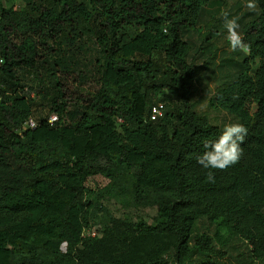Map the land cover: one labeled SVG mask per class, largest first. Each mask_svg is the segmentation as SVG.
Here are the masks:
<instances>
[{
    "label": "trees",
    "instance_id": "obj_1",
    "mask_svg": "<svg viewBox=\"0 0 264 264\" xmlns=\"http://www.w3.org/2000/svg\"><path fill=\"white\" fill-rule=\"evenodd\" d=\"M24 1H0V264H264V0L210 100L217 126L193 92L223 64L184 36L225 0ZM231 123L247 129L239 160L204 169Z\"/></svg>",
    "mask_w": 264,
    "mask_h": 264
},
{
    "label": "rangeland",
    "instance_id": "obj_2",
    "mask_svg": "<svg viewBox=\"0 0 264 264\" xmlns=\"http://www.w3.org/2000/svg\"><path fill=\"white\" fill-rule=\"evenodd\" d=\"M246 3L247 0H225L224 5H222L220 8H218L216 5H212L213 3L209 6H206L207 11L204 13V16L202 17L199 25L195 29L189 30L184 36V39L192 44L195 49L200 50V47L203 46V51L205 52H209L208 49L211 51H215V55L213 58H211L210 63L212 69L217 67L219 63L223 64V68H219L218 72L213 71V74H211L210 70V72H208V74L204 76L205 79L203 80V87L208 93H213L214 89L218 85L228 80V73L233 72V70L229 66H226V63H228L229 60L234 59L236 63L242 62L240 57L241 55L237 53L239 52V50L233 51L230 48L229 41L227 39V29L225 27V24L223 26H220V24L225 22L226 18L228 19L233 16V18L237 19V22L240 25L239 31L242 34L243 27L251 21L248 19H250L252 15H254L253 17L257 15L253 13L254 10H250L247 8ZM12 4H14L17 8H22L24 3L22 0H6V5L10 6ZM220 9H223V12H219ZM255 10H258V5ZM248 13L250 14L248 15ZM214 32L216 34H214ZM217 34H219L220 36H218ZM209 35L212 39H207L209 44H211L210 46L207 45V47L204 43L205 39ZM49 43H51L49 39H41L39 43L40 49L46 51L47 45ZM248 53L249 52H247L246 54L248 55ZM75 56L77 59H81L83 61L85 59H88V54H75ZM202 92H205V90H203ZM200 107L202 108L201 110H205L208 114H210L214 123L217 125H220L224 122V119L228 118V115L223 111L210 109L207 106V102L202 104ZM226 122H228V120ZM104 205L108 210H110L117 216H122L123 212L126 210L122 203L114 199L104 201ZM131 212H133V214L135 215L142 216L149 221H152L153 216L155 215V211L150 208H139L138 210L133 209Z\"/></svg>",
    "mask_w": 264,
    "mask_h": 264
},
{
    "label": "clouds",
    "instance_id": "obj_3",
    "mask_svg": "<svg viewBox=\"0 0 264 264\" xmlns=\"http://www.w3.org/2000/svg\"><path fill=\"white\" fill-rule=\"evenodd\" d=\"M1 4L3 5L2 8L4 9H12L14 11H22L25 7V1H23V7L22 8H17L14 4L8 6L6 5V0H0ZM257 3L256 0H247L246 6L248 9L250 10H254L253 13L257 14L256 16L259 15V8L258 10H255L257 8ZM250 14V13H248ZM254 15H252V17L248 20H254L253 17ZM246 19V18H245ZM225 27L227 29V39L229 41V45L230 48L233 51H242L244 53L249 52V46L244 43L243 41V37H244V30H242V34L239 31L240 25L237 22L236 18H232V19H225ZM50 40L51 43H49L48 45L52 44V41L50 38H48ZM40 43V42H39ZM40 45V44H39ZM47 45V46H48ZM40 49V46H39ZM41 51H43L44 53H48V49L46 48V51L40 49ZM76 54V53H75ZM75 59L76 56H73ZM80 60V63H82V67H86L88 69V66H90L91 62L88 61V59H85L84 61L81 59H77ZM225 83V82H224ZM223 84V83H222ZM222 84L218 85L217 87L221 86ZM4 88L3 85H0V89ZM216 87V88H217ZM216 88L214 89L213 93H208L206 92L205 88H201L198 89L196 91L193 92L194 95V100L198 102V107L195 110V112H197L198 114H203L205 115L210 124L213 126H217V124L214 123L212 117L210 116V114H208L205 110H201L202 108L200 107L202 104H204L205 102H207V106L212 109V110H219V111H223L225 114L228 115L227 111H225L224 109H222L217 103L216 101L212 100L211 103V99L214 97L215 93H216ZM203 90H205V92H202ZM8 93H12V92H8ZM203 98V100H202ZM2 102V96L0 95V103ZM154 107H157L159 109V112H154ZM165 113V107L162 103H159L157 105H154L152 107V119L156 120L160 117H163ZM57 119L56 115H52L49 119L50 122H54ZM30 127H36V123L35 121L30 118L25 124L24 126H22V129H20L18 132L19 134L22 133L23 130H27ZM247 133V129L240 123H231V124H226L223 128V131L217 136V138H215L214 140H210L204 143V152L197 158L198 163L200 165H202V167L204 169H224L234 163H236L241 155V147L240 144L243 142L244 140V136ZM207 179L208 181H214V173L212 171H209L207 174ZM95 234V233H93Z\"/></svg>",
    "mask_w": 264,
    "mask_h": 264
},
{
    "label": "built area",
    "instance_id": "obj_4",
    "mask_svg": "<svg viewBox=\"0 0 264 264\" xmlns=\"http://www.w3.org/2000/svg\"><path fill=\"white\" fill-rule=\"evenodd\" d=\"M154 112H159V109L157 107H154Z\"/></svg>",
    "mask_w": 264,
    "mask_h": 264
}]
</instances>
